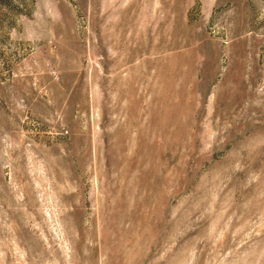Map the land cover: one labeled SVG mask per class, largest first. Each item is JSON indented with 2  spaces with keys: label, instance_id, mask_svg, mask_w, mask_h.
<instances>
[{
  "label": "rangeland",
  "instance_id": "rangeland-1",
  "mask_svg": "<svg viewBox=\"0 0 264 264\" xmlns=\"http://www.w3.org/2000/svg\"><path fill=\"white\" fill-rule=\"evenodd\" d=\"M0 264H264V0H0Z\"/></svg>",
  "mask_w": 264,
  "mask_h": 264
}]
</instances>
